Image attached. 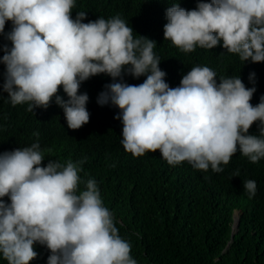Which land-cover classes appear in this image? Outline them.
<instances>
[{"label": "clouds", "instance_id": "1", "mask_svg": "<svg viewBox=\"0 0 264 264\" xmlns=\"http://www.w3.org/2000/svg\"><path fill=\"white\" fill-rule=\"evenodd\" d=\"M74 6L75 0H0V34L11 42L0 57L5 102L27 104L33 112L54 99L76 130L90 119L89 96L79 88L104 74L112 82L97 103L120 110L114 117L123 125L120 143L133 156L159 150L169 165L187 161L205 172L223 171L238 151L252 163L264 159V95L253 106L255 87L240 76L218 83L207 66L192 67L170 87L154 40L134 38L119 16L85 23L87 13L80 11L73 18ZM165 18L164 39L182 52L220 45L243 64L264 62V0H199L192 10L173 4ZM125 74L146 79L130 85ZM254 122L258 135L249 133ZM43 160L38 141L0 153V255L8 264H29L38 255L36 244L49 250L46 264H136L96 181L78 192L83 162L49 160L44 166ZM243 189L251 199L256 182L243 180Z\"/></svg>", "mask_w": 264, "mask_h": 264}, {"label": "trees", "instance_id": "2", "mask_svg": "<svg viewBox=\"0 0 264 264\" xmlns=\"http://www.w3.org/2000/svg\"><path fill=\"white\" fill-rule=\"evenodd\" d=\"M199 0H75L72 17L87 13L85 23L99 17L119 16L133 28V37H148L161 60L170 87L179 85L182 76L195 66H207L221 77H238L256 91L250 103L255 106L264 95V62L244 64L238 55L222 46L196 47L182 52L164 39L165 12L173 4L192 10ZM208 2V0H205ZM6 21L5 32L11 30ZM11 42L0 34V57ZM5 65L0 63V153L39 142L49 160L79 165L78 192L89 179L95 180L103 206L114 218L122 239L130 244V256L136 264H264V159L257 163L235 153L223 171L194 169L187 161L169 165L159 150L133 156L120 143L122 123L114 118L120 111L109 104L99 105L97 97L112 78L99 74L83 82L79 92L89 96L86 105L89 122L69 129L63 109L54 99L47 109L27 111V104L12 106L3 91ZM255 73L254 83L249 80ZM146 76H123L124 82L139 85ZM59 95L68 99L60 88ZM34 133H38L34 135ZM258 135L257 123L249 129ZM239 172V176H234ZM254 180L255 195L249 199L243 180ZM8 201L7 197L3 198ZM10 202V201H9ZM240 215V227L233 241L234 215ZM37 257L29 264H46L49 250L34 245ZM0 264L8 262L0 255Z\"/></svg>", "mask_w": 264, "mask_h": 264}, {"label": "water", "instance_id": "3", "mask_svg": "<svg viewBox=\"0 0 264 264\" xmlns=\"http://www.w3.org/2000/svg\"><path fill=\"white\" fill-rule=\"evenodd\" d=\"M240 227V221L238 220V218L235 220L234 225H233V231H232V240L230 241L228 248L231 244V242L233 241L234 235L235 233H237L238 229Z\"/></svg>", "mask_w": 264, "mask_h": 264}]
</instances>
